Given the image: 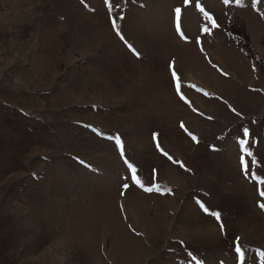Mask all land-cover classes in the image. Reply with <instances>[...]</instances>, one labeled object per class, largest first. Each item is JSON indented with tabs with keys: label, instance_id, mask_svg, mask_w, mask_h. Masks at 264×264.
<instances>
[{
	"label": "rangeland",
	"instance_id": "374dc122",
	"mask_svg": "<svg viewBox=\"0 0 264 264\" xmlns=\"http://www.w3.org/2000/svg\"><path fill=\"white\" fill-rule=\"evenodd\" d=\"M109 6L0 0V264H264V0Z\"/></svg>",
	"mask_w": 264,
	"mask_h": 264
},
{
	"label": "snow or ice",
	"instance_id": "6c2138e0",
	"mask_svg": "<svg viewBox=\"0 0 264 264\" xmlns=\"http://www.w3.org/2000/svg\"><path fill=\"white\" fill-rule=\"evenodd\" d=\"M184 2H185V4H187V3L189 2V0H184ZM225 2L227 3L228 0H225ZM105 3H106V6H109V0H105ZM237 3H239V0H237ZM196 6H197L198 8H200L199 3H197ZM200 10L203 11L202 8H201ZM113 11H114V6H109V13H110V16H111V14H112ZM175 13H176V20H177V30L179 31V30H180V26H179L180 9L177 8V9L175 10ZM122 19H124V17L120 16V17H117V18L111 19V21H110V22H111V25H112V28L117 32V35H121V34H120V31H119V27H118V20H122ZM209 19H211V17H209ZM212 26H213V27H216L215 23H213ZM205 31H207V30L205 29ZM121 38L123 39L122 36H121ZM129 47L131 48L132 46L129 45ZM137 54H138V53H137ZM173 78H174V79H177L175 72H173ZM179 91H180V89H179V84H177V92H178V94H179ZM246 134H247V133H245V135H246ZM101 135H102V134H101ZM111 139H113V140L115 141V143H116L118 146H120V147L122 148L121 139H120L119 136L112 137ZM121 154L123 155V151H121ZM249 155H251V154L249 153ZM241 165H242V168H244V170L247 171V166L245 165V160H244V157H243V156H241ZM131 171H132V181H133L134 183L139 184V183H140V180L137 178V175H136V171H135V169L133 168V169H131ZM252 178L255 179V178H256L255 175H253ZM153 190H158V189L145 188V191H153ZM260 195H261L262 197H264V192H261ZM201 207L204 209V211H205L206 213H209V210H208L203 204H201ZM262 208H264V206H262ZM209 214L213 215V216L216 218L217 221L220 220V214H219V213L212 212V213H209ZM220 228H221V231L224 230V226H223V224L220 225ZM235 251H236V253L238 254L239 258H240L241 260H243V258H244V253L241 251V248H240L239 246H237L236 249H235Z\"/></svg>",
	"mask_w": 264,
	"mask_h": 264
}]
</instances>
